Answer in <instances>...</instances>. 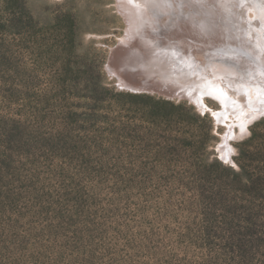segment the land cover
<instances>
[{"label": "rangeland", "instance_id": "rangeland-1", "mask_svg": "<svg viewBox=\"0 0 264 264\" xmlns=\"http://www.w3.org/2000/svg\"><path fill=\"white\" fill-rule=\"evenodd\" d=\"M243 1L219 36L258 29ZM125 2L0 0V264H264V117L226 160L218 100L120 89Z\"/></svg>", "mask_w": 264, "mask_h": 264}, {"label": "bare ground", "instance_id": "bare-ground-1", "mask_svg": "<svg viewBox=\"0 0 264 264\" xmlns=\"http://www.w3.org/2000/svg\"><path fill=\"white\" fill-rule=\"evenodd\" d=\"M247 1L264 7V0ZM243 3V0H208L205 4L199 0H134L129 11L119 5L130 32L134 30L140 37L123 38L112 49L114 54L107 63L109 72L118 77L124 90L181 95L203 111L208 109L206 96L218 100L221 109L210 111L218 124L226 126L218 148L226 160L234 152L231 141L248 135L250 125L264 117V9L262 17L254 12L253 20L259 26L252 33L243 34L242 26V31L234 28L229 33L228 29L221 37L213 23L214 19L228 27L224 23L227 18L224 10L229 11L231 19L233 14H240L235 9ZM132 7L137 15L144 16L142 23L135 20L137 12ZM182 19L190 22L195 31L188 30L185 25H189ZM200 31L210 34L211 39L199 38Z\"/></svg>", "mask_w": 264, "mask_h": 264}, {"label": "water", "instance_id": "water-1", "mask_svg": "<svg viewBox=\"0 0 264 264\" xmlns=\"http://www.w3.org/2000/svg\"><path fill=\"white\" fill-rule=\"evenodd\" d=\"M118 45H119V43L115 46V48H117ZM113 54H114V51H111L110 56H109V61H110V59H111ZM108 64L106 65V71L109 74V76L114 77L117 80H119L118 77L114 76L111 72H109V70L107 68ZM163 85H165V83ZM118 87H120V89H122L121 86H120V82L119 81H118ZM169 88H170V86H169ZM174 89H177V88H174ZM122 90H124V89H122ZM125 91H127V92H129L131 94H134V95H144V94L156 95V96H159V97H161V98H163L165 100H168V101H179L180 102V101H185L186 100L184 97H181V95H179V96L175 95V97H173L171 95H166L164 92H161V91H156L155 93L148 92L146 90H132V89H128V90L126 89ZM188 102L191 103L190 101H188Z\"/></svg>", "mask_w": 264, "mask_h": 264}, {"label": "trees", "instance_id": "trees-1", "mask_svg": "<svg viewBox=\"0 0 264 264\" xmlns=\"http://www.w3.org/2000/svg\"><path fill=\"white\" fill-rule=\"evenodd\" d=\"M160 101V100H159ZM163 102V103H162ZM162 104H170L172 105L174 108H177L178 110L180 111H194V108L193 107H190L188 106L186 103H180L178 105H174L173 103H170V102H167V101H161ZM253 139V138H251ZM240 157V158H239ZM237 161L240 165V168L241 170L239 171V174H237V177L239 180H241L243 174H246V166L245 164H243V161H244V158H245V155L243 153L240 152V155H239Z\"/></svg>", "mask_w": 264, "mask_h": 264}, {"label": "snow or ice", "instance_id": "snow-or-ice-1", "mask_svg": "<svg viewBox=\"0 0 264 264\" xmlns=\"http://www.w3.org/2000/svg\"><path fill=\"white\" fill-rule=\"evenodd\" d=\"M130 3L134 2V0H129ZM200 3L205 4L207 3V0H199ZM208 7H214V5L212 4H208ZM241 131H244V129L242 128Z\"/></svg>", "mask_w": 264, "mask_h": 264}]
</instances>
